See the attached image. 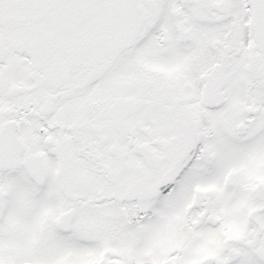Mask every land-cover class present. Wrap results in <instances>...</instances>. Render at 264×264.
I'll list each match as a JSON object with an SVG mask.
<instances>
[{
  "label": "snow or ice",
  "instance_id": "1",
  "mask_svg": "<svg viewBox=\"0 0 264 264\" xmlns=\"http://www.w3.org/2000/svg\"><path fill=\"white\" fill-rule=\"evenodd\" d=\"M0 264H264V0H0Z\"/></svg>",
  "mask_w": 264,
  "mask_h": 264
}]
</instances>
